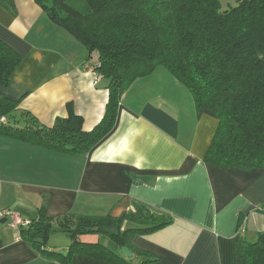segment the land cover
<instances>
[{
    "label": "crops",
    "instance_id": "1",
    "mask_svg": "<svg viewBox=\"0 0 264 264\" xmlns=\"http://www.w3.org/2000/svg\"><path fill=\"white\" fill-rule=\"evenodd\" d=\"M240 1L220 0L224 9ZM14 4L16 16L0 4V39L22 62L0 92L45 126L73 111L91 131L109 101L108 82L91 71L97 54L34 0ZM217 128L216 119L198 114L189 89L159 67L125 91L112 129L87 154L57 153L0 134V213L13 210L30 219L45 207L53 219L120 217L142 204L173 219L134 238L136 251L157 260L148 264H235L239 237L254 241L264 230V169L206 163ZM70 245V236L56 230L48 249L67 254ZM132 254L130 264L147 259ZM0 264L62 263L0 219ZM71 264L110 263L76 254Z\"/></svg>",
    "mask_w": 264,
    "mask_h": 264
},
{
    "label": "trees",
    "instance_id": "2",
    "mask_svg": "<svg viewBox=\"0 0 264 264\" xmlns=\"http://www.w3.org/2000/svg\"><path fill=\"white\" fill-rule=\"evenodd\" d=\"M34 1L90 54H97L93 67L108 82L109 101L102 122L86 131L73 111L48 127L20 109L19 100L0 92L1 135L57 153L87 154L112 129L125 91L163 67L189 89L200 116L218 121L205 162L264 169V0H242L226 9L220 0H82L81 9L72 0ZM0 4L16 16L14 0ZM21 62L0 39V89L9 87ZM259 211L264 214V203ZM29 220L21 237L62 264H71L76 254L130 264L123 247L145 256L142 264L155 262L136 251L133 240L173 221L142 204L120 217L66 214L56 219L48 218L43 207ZM56 230L71 238L67 254L48 249ZM234 257L235 264H264V230L254 241L240 236Z\"/></svg>",
    "mask_w": 264,
    "mask_h": 264
},
{
    "label": "built area",
    "instance_id": "3",
    "mask_svg": "<svg viewBox=\"0 0 264 264\" xmlns=\"http://www.w3.org/2000/svg\"><path fill=\"white\" fill-rule=\"evenodd\" d=\"M91 71L96 72V68L92 67ZM2 122H5V118H1ZM0 219L9 220V224L12 228L17 230L19 233L22 228L27 227L30 223L28 218H25L20 212L13 210H4L0 213Z\"/></svg>",
    "mask_w": 264,
    "mask_h": 264
},
{
    "label": "rangeland",
    "instance_id": "4",
    "mask_svg": "<svg viewBox=\"0 0 264 264\" xmlns=\"http://www.w3.org/2000/svg\"><path fill=\"white\" fill-rule=\"evenodd\" d=\"M226 0H222L223 3H225ZM70 3H72L75 7L81 9L84 7L85 3L82 0H72Z\"/></svg>",
    "mask_w": 264,
    "mask_h": 264
},
{
    "label": "water",
    "instance_id": "5",
    "mask_svg": "<svg viewBox=\"0 0 264 264\" xmlns=\"http://www.w3.org/2000/svg\"><path fill=\"white\" fill-rule=\"evenodd\" d=\"M121 252L127 258H132L133 257V254H132V252L130 251V249L128 247H123L121 249Z\"/></svg>",
    "mask_w": 264,
    "mask_h": 264
}]
</instances>
